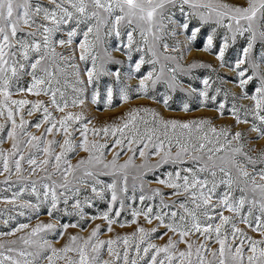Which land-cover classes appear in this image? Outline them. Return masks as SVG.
<instances>
[{
  "label": "snow or ice",
  "instance_id": "6c2138e0",
  "mask_svg": "<svg viewBox=\"0 0 264 264\" xmlns=\"http://www.w3.org/2000/svg\"><path fill=\"white\" fill-rule=\"evenodd\" d=\"M176 4L180 5L182 13L184 5L193 10L185 13L186 20L190 16H199L200 24L192 28L189 40L196 38L212 14H215L218 26L223 25L225 19L228 21L226 27L233 41L237 37L246 36L247 43L242 48V54L229 70L235 72L238 79L239 98L253 103L251 107L241 105L237 108L233 105L231 111L237 124L249 123L247 117L252 116L250 131L257 133V138L264 137V0H244L242 4L223 3L220 0H0V133H6V138L11 141L10 149H0V176L4 177L0 183L6 186L4 191L12 192L10 197L0 198V202L11 205L12 209H28L35 213L40 212L43 204H50L48 215L52 216L54 211L59 210L61 201L67 213L69 201L75 199L72 207L83 218L81 202L77 199L81 188L75 185L90 187L91 192L100 199H104V192L108 191L111 200L107 211L93 219L103 220L107 231L112 233L115 231L113 225L125 227L128 223L119 222L116 218L120 217L125 208L120 193L128 190V173L125 170L133 165L137 150L145 161L150 155L159 158L153 165L140 164V169H156L168 163L184 164L186 158L199 165L196 168L178 169L174 175L168 173L167 179L157 178L159 184L173 190L172 196L183 197V200L178 202L174 199L168 203L159 188L149 189L151 195H140L141 203L160 197V204L147 205L146 210L144 207L133 208L130 223L137 226L129 234L100 239L102 227L97 224L86 237L69 235L66 243L55 247L43 234L56 231L57 225L38 223L17 239L0 242V264H264V167L256 170V165H264V148L245 151L241 143L244 133L241 131L231 134L227 128L218 130L211 126L208 119H166L147 107L130 109L117 117L119 123L91 129L88 127L91 120L88 124L81 123L85 119L83 113L65 112L69 103L65 99V91L57 87L61 78L66 86L69 75L77 77V84L83 81L79 79V69L73 63L75 49L65 54L57 51V45L71 47L74 39L81 34V25L85 26L86 30L82 31L83 40L78 45L79 59L92 60V69H86L87 82L91 84L97 60L96 55L92 54L96 45L89 39L91 35L95 34L96 40H99L101 29L108 28L106 35L114 31L119 36L123 22L132 28L127 32L126 47L134 42L133 33L137 30L147 44L150 34L154 41L159 38L156 33L164 27L162 21L166 6ZM201 8H207L208 14L197 11ZM180 27L187 30L189 23L185 22ZM60 33L66 34V39H56ZM215 33L216 29L213 28L206 37L204 51L213 48ZM228 33L222 38L223 42L216 54L221 67L225 66V52L229 48ZM257 43L261 51L254 58L252 53ZM164 47L167 49L168 46ZM148 50L155 55L151 47ZM144 62L141 57L136 64V72L140 71ZM196 67L211 68V65L195 62L189 65L190 69ZM170 71L175 72V69ZM25 77L29 78L26 85L22 83ZM157 79H153V72H149L140 80L136 91L147 95L146 81L155 85ZM172 79H176L174 75ZM257 80L258 86L249 95L246 86ZM203 84L204 90L200 96L203 100L211 99L215 102L217 96H209V79L205 78ZM73 91L80 93L83 89L73 88ZM215 91L218 95L222 89L217 88ZM224 94L227 97V91ZM27 95H43L49 97V100H30L25 98ZM14 96L21 98L15 99ZM112 98V89L109 88L106 106L112 105ZM236 98L233 95V99ZM129 99V93L121 90L120 100L126 102ZM168 100L166 96L163 101L165 106ZM92 102L97 103L95 93ZM84 103L79 95L71 100L73 107ZM224 108V103H220L218 110L221 114ZM50 109L63 115L57 118ZM183 109L188 111V104L185 103ZM25 113L29 117L34 113H42V118L32 124L25 119ZM77 124L80 127H76ZM42 125L44 128L40 135L28 131L29 127L39 130ZM77 132L81 137L79 140L76 139ZM89 132L94 137L103 134L105 138L119 134L113 147L119 146L122 149L127 141L133 156H129L123 164H118L120 153L116 152L110 161L105 162L103 157L107 144L98 140L89 141ZM230 134L231 139H228ZM57 135H62V141L55 138ZM48 136L53 138L47 139ZM221 137L224 138L223 142ZM4 139L0 135V143ZM233 142L237 146H233ZM135 145L143 147L137 149L133 147ZM57 146L59 151H56ZM77 148L87 155L73 164L69 154L75 153ZM250 151L256 152V155H249ZM248 165L252 166L251 171ZM38 173L42 175L31 179ZM204 173L207 175L201 178L199 174ZM14 175L15 180L12 179ZM101 175L120 178L97 188V184H103L99 180ZM221 185L226 190L214 201ZM13 188L18 190L12 191ZM237 192L240 193L238 197ZM25 193L35 197V202L23 200ZM117 203L119 207H115ZM173 208L176 210H170ZM225 210L231 215H225ZM10 211L7 208L0 210V216ZM25 214L24 211L19 212V215ZM141 216L148 224H152L153 220L158 223L146 229L137 221ZM12 218L9 215L3 221L4 224L7 225ZM239 224L258 233L260 238L248 235ZM79 226L78 223L60 225L64 229ZM160 227L167 229V232L158 238L163 240L167 236V240L157 244L153 242L154 234ZM28 228V224H19L10 232L0 233V236H14ZM59 235L63 236L64 233L60 232Z\"/></svg>",
  "mask_w": 264,
  "mask_h": 264
},
{
  "label": "rangeland",
  "instance_id": "374dc122",
  "mask_svg": "<svg viewBox=\"0 0 264 264\" xmlns=\"http://www.w3.org/2000/svg\"><path fill=\"white\" fill-rule=\"evenodd\" d=\"M46 2V0H45ZM207 2V0H204ZM216 2V0H213ZM223 3L229 4H242L244 0H220ZM183 13L180 10V5L176 4L175 6H166L164 10V19L162 24L164 27L156 33L159 37L155 41L153 40L152 35L148 37V43L146 44L141 37L139 30L133 33V43L131 46L128 45L127 32L131 31L132 28L127 26L125 23L120 25V35L117 36L113 31L111 35H106L108 28L101 29L100 38L96 40L95 34L89 37L90 40L95 42V48L93 49L94 55H96V70L93 77V82L89 84L87 82L86 69H92L93 63L91 58L87 61H81L79 59V43L83 40L82 31L86 30L84 25H81V34L74 39V43L71 47L65 46L61 47L57 45V51L65 52V54H70L73 49H75V63L79 69L80 76L79 79L83 81L81 84L76 83L77 77L75 75L68 76V85L64 84L63 78H61V83L57 87H60L65 91V99L68 100L69 107L65 109V112H81L84 115V120L81 122L83 124H88V121L91 120V123L88 124L89 129L96 127L101 128L105 124H111L113 122L119 123L117 117L122 116L125 112L129 111L132 108L136 107H147L154 109L162 117L166 119H177L181 121L188 120H199V119H208L211 121V126L216 127L218 130L220 128H227L230 130L231 134H234L237 131L244 133V137L241 143L245 146L244 150L248 151L249 149H256L257 151L261 148H264V137L257 138V133L250 131L251 122L253 121L252 116H248L247 119L249 123L237 124L231 109L233 105L237 108H240L241 105L245 107H251L252 101L248 99L239 98L240 89L238 87V79L235 75V72L230 71V67H234L237 58L242 54V48L246 45L247 40L245 37H237L235 41L231 39V33H228L226 27L228 21L225 19L223 25H217L215 23V14H212L209 22L202 26L201 31L197 34L194 40H189L191 36V30L193 27L199 26V16H190L186 20L185 13H191L193 10L188 6L184 5ZM198 12H203L205 15L208 14L207 8H201L197 10ZM169 17L171 19H169ZM159 19V18H158ZM188 22L189 28L187 30L180 27L183 23ZM74 26V25H73ZM109 28L111 25L108 26ZM216 29L214 35L213 48L210 51H204V44L206 43V37L212 32V29ZM67 30V26L65 31ZM225 33L229 35V48L225 52V66L221 67L220 61L216 60V54L219 51V45L223 42V37ZM65 38L66 34L60 33L57 34L56 39ZM167 45V49H165ZM152 48L155 52L153 55L149 52V48ZM139 49V50H138ZM261 51V46L257 43L253 49V57L259 56ZM141 57L144 58V63L141 64L140 71L136 72V64L140 61ZM174 58V59H172ZM148 61H155V63H149ZM193 62L200 64H210L211 68H189V65ZM170 69H175V72L170 71ZM214 69V70H213ZM71 72V70H69ZM149 72H153V79H159L155 85H152L151 81H146L148 84V93L144 95L138 93L136 89L139 87V82L146 76ZM118 74V75H117ZM251 74V71L249 72ZM173 75L175 80L172 79ZM205 78L209 79L211 87L208 89L209 96L216 95V101L211 99L203 100V97L200 96V92L204 90L203 80ZM29 78L25 77L23 84L28 83ZM259 81L255 83H250L247 85V90L249 95L254 92L256 86H258ZM73 88L83 89L82 92L77 93L73 91ZM112 89L113 98L112 105L106 106L107 101V92L108 89ZM221 88L222 91L217 95L216 89ZM121 90L127 91L130 95V99L126 102L120 100ZM225 91L228 95L225 97ZM97 94V103L92 102L93 94ZM79 95L80 99H83L85 103L83 105H78L73 107L71 105V100L75 96ZM233 95H236V99H233ZM169 97L168 105L165 106L163 103L165 97ZM13 98L19 99L20 96H14ZM25 98L30 100L41 99L48 101L49 97L41 95L40 97L27 95ZM59 99V95L57 97ZM203 101V103H202ZM188 104L189 110L184 111L183 105ZM224 103L225 108L223 114L218 110L219 104ZM53 111V114L59 118L63 113L56 112L55 109H50ZM141 115H143L141 113ZM243 111H241V118L243 119ZM42 118V113H34L33 116L29 117L25 113V119L29 120L32 124H35L40 121ZM259 124V121H256ZM76 127H80V124H77ZM44 125L41 126L39 130L35 127H29L28 131L36 135H40L43 131ZM231 134L228 136V139H231ZM4 136L5 139L3 143H0V149L8 150L11 147V141L6 138V133H0ZM76 139L79 140L81 137L79 133L76 134ZM109 135L108 137H103V134L100 136L94 137L91 132L88 133L89 141L98 140L100 143L107 144V148L104 150L103 159L105 162L110 161L114 153L119 152V158L117 160L118 164H123L129 156H133V153L129 151V146L127 141L124 142V146L121 149L119 146L113 147L115 139L118 138ZM211 135V133H209ZM52 136H48L47 139H52ZM58 140L63 139L62 135H57L55 137ZM215 139V137H212ZM221 142L224 141V138L221 137ZM233 146L235 142H233ZM137 149L143 147L142 145H135ZM56 151H59L57 146ZM224 153H219L223 155ZM86 153L77 148L75 153L69 154V159L73 164L77 162L80 157H86ZM249 155H256V152H249ZM243 159V157H240ZM159 158L156 156H149L147 161L139 155V150L135 152L133 158V165H130L125 171L128 173L127 180V192L120 193L121 197L125 201V208L122 211L120 217L116 218L119 222H128L125 227H120L119 224L113 225L115 231L109 233L107 231L106 223L97 218L103 212L107 211L108 203L111 200V193L108 191L104 192V199L96 197L92 192L91 188H85L83 185H75L76 187L81 188V192L77 199L81 202V208L84 212L83 218L77 214L78 210L72 207V204L75 203V199L69 201L67 206V213L64 211L65 205L61 203L58 205L57 211H54L52 216L48 215V208L50 204H43L41 206L40 212L35 213L28 209H12L11 205H6L0 202V210L10 209V212H6L3 216H0V233L10 232L14 228L18 227L19 224H28L29 228L24 229L21 232H17L14 236H0V242H7L9 240L17 239L19 236L24 235L29 232L32 227H35L38 223H53L57 225V229L54 232L44 233L43 235L47 240H49L53 246L60 247L67 242V237L69 235H80L86 237L97 224L102 227V234L100 239H108L109 237H114L116 234L124 235L133 232L136 228V224L130 223L133 219L131 212L133 208H142L146 210L147 205H159L160 197H154L151 200H146L142 204L139 197L142 194L151 195L149 189L159 188L164 193V200L168 203H171L172 200L176 199L183 200V197H174L171 195L172 189L165 187L157 182L159 179H167L168 173H173L181 168H196L199 165L195 164L191 160H187L184 164H164L156 169L144 168L140 169L138 166L142 163H147L148 165H153ZM27 167V165H25ZM102 167V166H99ZM264 165H256V170L258 171ZM249 171L252 170V166L248 165ZM27 174V173H25ZM187 174V173H182ZM41 173H38L36 176L31 177V179H37ZM201 178L207 175V173L199 174ZM135 177V179H133ZM119 176L113 175H101L99 180L103 184H97V188H102L105 185L112 183L114 179H119ZM211 179V177H208ZM220 178L218 173L217 179ZM4 179L3 176H0V181ZM13 180L16 179L15 175L12 177ZM133 185H135V191H133ZM123 186L122 184L120 185ZM141 186H143V192L141 191ZM6 186L0 183V198L10 197L11 191H4L3 189ZM17 188H13L12 191H17ZM225 186L221 185L217 189V196L213 199L214 201L219 197V195L225 192ZM239 192L236 193L238 197ZM88 198L87 200L85 198ZM130 197H134L129 199ZM23 200H32L35 202V197L25 195L22 197ZM41 199H43L41 197ZM19 203V202H18ZM91 205V206H89ZM119 207V203L115 205ZM170 210H176L175 208ZM169 209H164V211H170ZM20 211H24L25 215H19ZM247 211V208H245ZM225 215H231L226 210L224 211ZM9 215L13 217L9 220L7 225L4 224V220L8 219ZM111 215L115 216V213ZM138 223L145 227L146 229L156 226L157 221L153 220L152 224H148L144 218L138 217ZM79 224V227H68L67 229L61 228L60 225L64 224ZM241 228H244L248 235L253 236L254 238L259 239V234L252 232L250 229L246 228L245 225L239 224ZM60 232H63L64 235H59ZM167 232V229L160 227L157 233L154 234V241L157 244H162L167 240V236L163 240L158 237L163 233ZM171 235V233H169ZM183 248V245H180ZM58 264H63V262H58Z\"/></svg>",
  "mask_w": 264,
  "mask_h": 264
}]
</instances>
